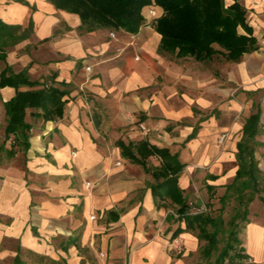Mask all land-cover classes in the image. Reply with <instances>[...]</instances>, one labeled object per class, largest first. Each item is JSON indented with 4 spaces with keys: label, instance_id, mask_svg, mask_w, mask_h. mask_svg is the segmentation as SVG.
Instances as JSON below:
<instances>
[{
    "label": "crops",
    "instance_id": "1",
    "mask_svg": "<svg viewBox=\"0 0 264 264\" xmlns=\"http://www.w3.org/2000/svg\"><path fill=\"white\" fill-rule=\"evenodd\" d=\"M239 1L256 48L228 61L220 53L197 60L163 50L157 5L144 7L146 20L132 34L89 28L49 0H0V20L21 26L19 33L29 30L3 45L1 70L25 72L36 83L22 90L53 84L67 92L62 117L46 120L41 109H27L28 148L9 138L15 154L0 163V264H203L206 242L182 213L194 214L226 193L254 114L259 123L251 143L264 147V0ZM15 94L13 86L0 87L4 135L5 102ZM223 133L228 138L220 143ZM142 141L184 165L178 200L153 192L164 180L155 175L159 156L141 162L123 153L131 145L140 158ZM177 236L184 239L181 254L168 248ZM240 246L248 260L264 264L259 197L250 204Z\"/></svg>",
    "mask_w": 264,
    "mask_h": 264
},
{
    "label": "trees",
    "instance_id": "2",
    "mask_svg": "<svg viewBox=\"0 0 264 264\" xmlns=\"http://www.w3.org/2000/svg\"><path fill=\"white\" fill-rule=\"evenodd\" d=\"M58 9H63L80 16L82 24L87 27H106L137 33L145 22L144 7L157 5L162 7L163 14L156 18L154 26L161 34V48L169 52H176L178 57L191 56L197 60H209L214 54H222L228 61H238L247 52L256 48L255 37L246 21V9L239 0L226 5L225 0H49ZM243 27L249 34L239 32ZM21 26L8 25L0 20V87L13 86L16 94L5 102L7 125L6 140L14 136L13 144L29 146L31 125L26 122L28 108H39L46 120L62 117L66 100V90L53 84H46L42 88L22 90L21 86H34L25 72L14 73L7 66L1 70V61H6L3 45H8L28 36L29 30L19 33ZM220 46V49L215 47ZM259 115H252L244 128V137L239 143L240 167L232 184L228 185L226 193L220 201L229 198L230 192L240 193L250 189L259 192L261 170L255 160V149L251 145L257 134ZM123 153L134 161H144L149 155L161 158V167L155 171L157 177L164 180L153 186L155 195L169 196L173 200L179 199L180 189L177 185L178 175L184 168L176 155L167 149L150 147L142 141L136 147L140 158L136 157L131 145H123ZM7 157L15 154V148H6ZM264 203V196H261ZM252 201V198L250 200ZM248 205V204H247ZM183 205L182 209H185ZM248 212V211H247ZM246 212V213H247ZM186 216L188 227L198 229L200 239L207 241L204 253L209 256L215 249L222 231L223 218L214 216L211 212L182 213ZM248 220V218H247ZM210 226V227H209ZM212 228V229H211ZM233 230V229H232ZM228 230L230 239L235 232ZM232 235V236H231ZM237 242L241 240L235 238ZM235 245L228 240L226 246L217 256L214 264H254L242 252V248L233 255L230 250Z\"/></svg>",
    "mask_w": 264,
    "mask_h": 264
},
{
    "label": "rangeland",
    "instance_id": "3",
    "mask_svg": "<svg viewBox=\"0 0 264 264\" xmlns=\"http://www.w3.org/2000/svg\"><path fill=\"white\" fill-rule=\"evenodd\" d=\"M151 16H157V12L154 9L150 10ZM5 124V113L4 109L0 107V163H5L7 158L6 148L12 145L13 139H8L5 141V135L3 133V127ZM13 138V137H12ZM261 140L263 137H259ZM252 146H254L255 149V156L259 161V167L261 168V175H260V181H259V192H252L250 189H245L241 193L242 198L240 200V193H236L234 191L230 192V196L225 201H220V197L215 198L216 200L212 203L208 204L207 211L211 212L214 216L221 215L223 218V224L222 228L224 230H227L226 232L222 231L218 234L219 241L215 247V249L212 251L211 255L206 257V259L203 262V264H214L217 256L219 253L223 250V248L226 246L228 240H231L235 248L234 250H230V254L233 255L235 251L242 248L240 246V241H236V237L240 240L242 239L245 225L247 222V218L249 216V210H250V204L252 201L257 199L258 197L261 199V196H264V147L262 143H251ZM13 146V145H12ZM252 198V201H248ZM248 204V205H247ZM248 211V212H247ZM247 212V213H246ZM210 227V226H209ZM212 229V228H211ZM232 230L235 233V236L230 239V232L228 230ZM232 236V235H231ZM204 242L207 243L206 240L203 239ZM225 264H229L227 261Z\"/></svg>",
    "mask_w": 264,
    "mask_h": 264
},
{
    "label": "built area",
    "instance_id": "4",
    "mask_svg": "<svg viewBox=\"0 0 264 264\" xmlns=\"http://www.w3.org/2000/svg\"><path fill=\"white\" fill-rule=\"evenodd\" d=\"M263 44H264V41H263ZM138 127L144 135L149 134L150 128L144 122H139ZM227 138H228V133H223L219 137L220 143H224L227 140ZM206 211H207V207L205 205H203V206L196 208L194 213H201V212H206ZM172 213L176 217L180 216V214L177 211H172ZM168 248L176 254L183 253V251H184V239L181 236H177L175 238H172L168 242ZM249 261H251V260H249Z\"/></svg>",
    "mask_w": 264,
    "mask_h": 264
}]
</instances>
